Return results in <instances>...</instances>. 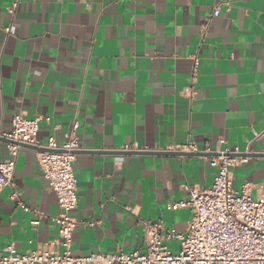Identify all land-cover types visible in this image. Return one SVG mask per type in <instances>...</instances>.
I'll return each mask as SVG.
<instances>
[{
	"label": "crops",
	"instance_id": "obj_1",
	"mask_svg": "<svg viewBox=\"0 0 264 264\" xmlns=\"http://www.w3.org/2000/svg\"><path fill=\"white\" fill-rule=\"evenodd\" d=\"M17 114L41 117V145L61 146L77 123L74 256L143 251L142 221L185 233L191 211L168 207L212 185L210 156L115 152L238 149L248 161L233 189L264 196V0H0V134ZM37 154L21 148L12 179L31 213L0 188V256L58 239Z\"/></svg>",
	"mask_w": 264,
	"mask_h": 264
},
{
	"label": "built area",
	"instance_id": "obj_2",
	"mask_svg": "<svg viewBox=\"0 0 264 264\" xmlns=\"http://www.w3.org/2000/svg\"><path fill=\"white\" fill-rule=\"evenodd\" d=\"M15 8L16 3L10 10ZM217 15L215 9L212 16ZM41 120V117L14 115L10 132L0 134L9 155L0 164V188H9V201L23 212L31 213L12 179L19 150L24 146L40 149L37 151L39 169L55 193L60 211L54 218L58 239L52 248L38 247L22 253L8 245L0 256V264H264V196L252 199L249 183L242 184L238 190L232 187V170L246 164L248 159L239 155L238 149L218 151L212 156L213 151L208 146L199 151L193 144L173 151L209 155L215 175L210 187H185L187 199L168 207V210L188 208L191 211L185 233L165 230L161 220L142 221L143 251L74 256L72 234L78 222L72 214L77 209L78 199L72 163L74 153L80 151L75 136L77 123L72 124V132L61 146L52 138L41 145L37 139ZM261 153L264 154V150ZM34 217L31 225L37 226L36 213ZM167 240L178 241L180 250L170 251L165 244Z\"/></svg>",
	"mask_w": 264,
	"mask_h": 264
},
{
	"label": "water",
	"instance_id": "obj_3",
	"mask_svg": "<svg viewBox=\"0 0 264 264\" xmlns=\"http://www.w3.org/2000/svg\"><path fill=\"white\" fill-rule=\"evenodd\" d=\"M24 148H29L34 151H41L40 149L33 148V147H27L24 146ZM60 152V151H56ZM79 151L75 152L74 154H77ZM117 155H163V156H189V155H195L192 153H184L179 151H119L115 152Z\"/></svg>",
	"mask_w": 264,
	"mask_h": 264
}]
</instances>
